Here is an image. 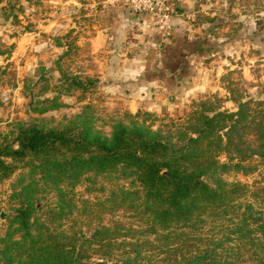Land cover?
<instances>
[{
	"label": "trees",
	"instance_id": "obj_1",
	"mask_svg": "<svg viewBox=\"0 0 264 264\" xmlns=\"http://www.w3.org/2000/svg\"><path fill=\"white\" fill-rule=\"evenodd\" d=\"M226 118L205 117L179 146L134 127L109 139L21 132L17 149L0 148V172L14 171L6 159L37 161L14 194L0 264H264V209L245 205L250 189L224 177L251 159L231 156ZM37 175L55 191L43 206L29 195ZM82 181L93 196L76 203Z\"/></svg>",
	"mask_w": 264,
	"mask_h": 264
},
{
	"label": "rangeland",
	"instance_id": "obj_2",
	"mask_svg": "<svg viewBox=\"0 0 264 264\" xmlns=\"http://www.w3.org/2000/svg\"><path fill=\"white\" fill-rule=\"evenodd\" d=\"M106 1L0 0V148L17 149L19 134L31 129L83 130L109 139L120 127L142 129L179 146L205 117L231 114L222 129L224 143H233L229 152L235 160L251 159L234 161L240 167L224 177L250 189L245 205L264 209V192L255 190L264 181V46L256 45L253 54L244 49L239 56L224 49L188 80L183 96L166 80L150 96L146 87L136 85L140 80L110 77L115 64L114 50L106 44ZM122 81L125 87L118 89ZM228 154H218L221 163ZM5 161L14 171L9 176L0 172V236L13 205L18 206L14 194L37 159ZM89 187L87 181L76 185L71 192L76 203L93 196ZM29 189L38 206L55 194L39 175Z\"/></svg>",
	"mask_w": 264,
	"mask_h": 264
},
{
	"label": "crops",
	"instance_id": "obj_3",
	"mask_svg": "<svg viewBox=\"0 0 264 264\" xmlns=\"http://www.w3.org/2000/svg\"><path fill=\"white\" fill-rule=\"evenodd\" d=\"M168 2L174 10L168 38L153 29L146 14H133L121 6L104 10L106 44L114 50L110 77L140 80L136 85L146 87L150 96V90L163 87L166 80L167 87L183 96L188 80L224 49L239 56L244 49L253 54L256 45L264 46V0ZM122 83L118 89L125 87Z\"/></svg>",
	"mask_w": 264,
	"mask_h": 264
},
{
	"label": "built area",
	"instance_id": "obj_4",
	"mask_svg": "<svg viewBox=\"0 0 264 264\" xmlns=\"http://www.w3.org/2000/svg\"><path fill=\"white\" fill-rule=\"evenodd\" d=\"M123 7L133 14H146L150 25L163 38L173 29V7L168 0H107L103 8Z\"/></svg>",
	"mask_w": 264,
	"mask_h": 264
}]
</instances>
